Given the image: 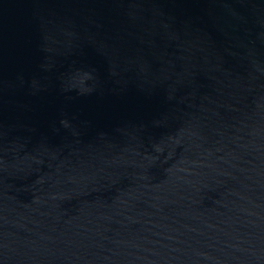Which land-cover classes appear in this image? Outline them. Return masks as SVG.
<instances>
[{
	"label": "water",
	"instance_id": "obj_1",
	"mask_svg": "<svg viewBox=\"0 0 264 264\" xmlns=\"http://www.w3.org/2000/svg\"><path fill=\"white\" fill-rule=\"evenodd\" d=\"M0 264H264V0H0Z\"/></svg>",
	"mask_w": 264,
	"mask_h": 264
}]
</instances>
